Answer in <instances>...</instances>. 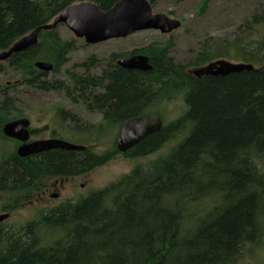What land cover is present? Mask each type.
<instances>
[{
    "label": "trees",
    "instance_id": "16d2710c",
    "mask_svg": "<svg viewBox=\"0 0 264 264\" xmlns=\"http://www.w3.org/2000/svg\"><path fill=\"white\" fill-rule=\"evenodd\" d=\"M116 1L0 0V51L68 5L92 2L106 10ZM148 1L153 7L158 0ZM56 28L40 31L34 45L0 62V72L8 67L16 74L13 84L0 87V126L20 111L9 88L74 89L85 105L103 108L117 130L129 117L162 119L159 131L118 154L137 159L174 143L107 186L49 206L22 225L0 222V264H264L258 257L264 251V9H254L230 39L202 44L185 63L171 55L170 36L115 54L147 56L151 68L145 71L112 65L111 59L93 74L99 62L103 66L95 57L64 68L77 40L62 39ZM221 59L253 69L224 76L191 72ZM37 61L50 63L51 70L36 68ZM173 102L179 109L164 123ZM97 128L83 129L81 151L25 158L4 153L0 194L24 195L5 211L52 179L104 164L92 133L105 128Z\"/></svg>",
    "mask_w": 264,
    "mask_h": 264
},
{
    "label": "rangeland",
    "instance_id": "374dc122",
    "mask_svg": "<svg viewBox=\"0 0 264 264\" xmlns=\"http://www.w3.org/2000/svg\"><path fill=\"white\" fill-rule=\"evenodd\" d=\"M203 0H158L152 7L154 13H165L168 17L178 19L180 26L168 34H162L157 30H142L135 32L124 38H113L97 44L82 45L83 39H78L64 26L58 25L56 31L58 35L67 41L72 38L76 39V48L69 54V60L64 68H71L74 64L86 61L89 57L94 56L100 59L106 58L109 52H128L146 46L153 41H166L169 36L173 42V49L170 52L175 61L188 62L191 61L202 44L210 45L213 42H223L230 39L238 25L248 17L256 8L264 9V0H207L204 11H199V6ZM3 62V61H2ZM96 74V70H91ZM16 74L8 67L0 72V87L14 83ZM14 90H21V93H14ZM7 91L15 97L16 107L23 112H27L30 108H34L35 104H50L57 99L50 95H40L31 92L29 89L21 87H12ZM38 99V101H37ZM179 102L168 104L166 120H170L179 109ZM113 132V131H112ZM118 130L112 134L117 136ZM90 134V133H88ZM111 131L108 129L100 130L99 133H92L93 143L96 151L106 150L110 147ZM174 141H169L153 152L142 158H131L117 154L108 162L92 168L85 174L74 179H68L62 186L54 188V184H58V180H50L47 189H43L40 193H32V198L28 201H21L19 205L10 210L11 216L4 220L6 225L19 226L31 219H34L45 208L57 204L56 200L49 197L47 191L57 192L61 198L72 197L76 199L83 196L90 190H98L107 186L109 183L117 180L121 175L128 172L136 163L145 162L154 159L157 155L168 151ZM11 150V145L0 139V153H6ZM79 183L84 186L80 187ZM4 196V195H3ZM9 197V199H8ZM3 197V202L15 204L24 195L18 193ZM7 204V203H5ZM1 212V211H0ZM258 257L263 261L264 251L258 252Z\"/></svg>",
    "mask_w": 264,
    "mask_h": 264
},
{
    "label": "water",
    "instance_id": "95a60500",
    "mask_svg": "<svg viewBox=\"0 0 264 264\" xmlns=\"http://www.w3.org/2000/svg\"><path fill=\"white\" fill-rule=\"evenodd\" d=\"M58 25H64L75 38L83 39L86 44H94L113 38H124L142 30H157L162 34H168L180 26V21L168 17L165 13H154L148 0H118L106 10H100L92 2H78L65 7L52 22L37 26L18 38L7 49L0 51V62L7 60L12 54L34 45L40 31L51 30ZM116 64L130 70L145 71L151 68L147 56L140 53L120 58ZM34 66L42 71H50L52 68L50 63L43 61L35 62ZM244 69L252 70L253 66L221 59L193 68L191 72L196 77L202 75L224 76ZM28 125V119L19 118L8 121L2 126L5 136L22 142L16 151L20 157L53 148L64 150H83L85 148L84 145L57 139L26 143ZM162 125V119L155 114L125 119L119 128L116 149L121 153L126 152L146 136L159 131ZM51 196L55 197L56 195ZM7 217V213L0 214V221Z\"/></svg>",
    "mask_w": 264,
    "mask_h": 264
},
{
    "label": "flooded vegetation",
    "instance_id": "af4514ba",
    "mask_svg": "<svg viewBox=\"0 0 264 264\" xmlns=\"http://www.w3.org/2000/svg\"><path fill=\"white\" fill-rule=\"evenodd\" d=\"M81 44L85 46L87 45L85 42H82ZM94 44H97V43H94ZM116 53L117 52H109L106 58L100 57V60H103L102 61L103 66L100 67L101 62H99L100 63L99 68L98 69L94 68L92 70L99 71L100 73L103 67L105 69L104 62L109 61V63L111 64V61H110L111 59H112V65H115L116 61L120 59V58L115 57ZM91 57H94V56H92L91 54ZM108 57L109 59L107 60ZM122 58H125V57H122ZM92 73L94 74V72ZM30 91L34 93H38L42 96L44 95L54 96L57 99H55V101L50 104L48 103L35 104L34 108H30L28 110V113L23 112L21 110L17 111V114L16 112H13L14 116L12 117L13 118L12 120L19 119V118H26L29 121V125L27 127L28 139L27 141H25L26 143L33 142V141H40V140L57 139V140L67 141V142H70L76 145H80L79 141L84 136L83 129L85 127H92V128H96V130H99L97 127L102 126L103 128L111 131V137H110V143H109L110 147L106 150L96 151L97 154L101 155L106 160L105 163L108 162L110 159L114 158L118 154L117 149H116V140H117L118 133H117V136L115 135L112 137V134L116 130L115 124L111 125L109 122H107L105 118V111L103 110V108L97 107V106L90 107V106L85 105L83 103V100L79 97L81 94V91L74 90V89H70V90H67V89H30ZM13 92L16 93L17 95V93L19 94L22 91L14 90ZM94 92L102 93L104 92V90L95 89ZM74 96H77V97H74ZM14 108L18 109L16 106H14ZM12 120H9V121H12ZM111 120H113V118ZM122 122L119 124L118 132H119V128ZM3 125L4 123L0 126V139L4 140V142L9 143L11 145V151H13L14 154H16V156L20 157L16 151H17V147L20 144H22V142L15 138L5 136L2 132ZM99 132L100 131H98V133ZM113 145H114V148L112 147ZM55 149H59V148H53L50 150H55ZM50 150H47V151H50ZM72 151H81V150H72ZM43 152L45 151L34 153L28 156L39 157V155L42 154ZM119 153L121 154V152ZM3 156L4 154L0 153V157H3ZM22 158H25V157H22ZM85 173L86 172L84 171H81V172L77 171L76 174L62 175L60 177H57L54 180H58V184L57 185L54 184V188H57L58 185L62 186L64 182L68 181V179H74ZM79 186L83 187L84 184L79 183ZM88 192L89 191L80 193V194L85 195ZM47 193L51 199L57 201V204L65 199H73L72 197L61 198L59 196V193L55 191L49 192V189ZM51 195H56V196L52 197ZM3 197L4 196L0 194V211H1L0 214L7 213L8 214L7 218H9L11 214L8 211L6 212L4 207L12 206V204L8 202H5L7 203L5 204L3 202ZM4 220L0 222H3Z\"/></svg>",
    "mask_w": 264,
    "mask_h": 264
}]
</instances>
